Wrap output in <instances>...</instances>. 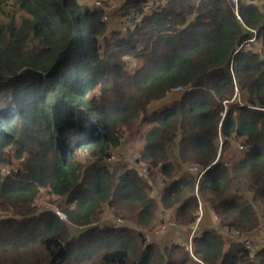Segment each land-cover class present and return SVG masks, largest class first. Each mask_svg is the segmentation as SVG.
<instances>
[{"label":"trees","instance_id":"16d2710c","mask_svg":"<svg viewBox=\"0 0 264 264\" xmlns=\"http://www.w3.org/2000/svg\"><path fill=\"white\" fill-rule=\"evenodd\" d=\"M125 3L119 16L87 0H0V94L11 100L0 264H264V242L226 247L212 227L198 226L192 253L111 219L99 227L108 207L145 230L173 214L189 234L199 202L230 233L264 227V0ZM144 123L137 157L111 170L125 132ZM235 143L244 153L231 162ZM12 160L20 167L4 176ZM190 168L205 170L198 184ZM41 189L65 199L66 220L39 212Z\"/></svg>","mask_w":264,"mask_h":264},{"label":"rangeland","instance_id":"374dc122","mask_svg":"<svg viewBox=\"0 0 264 264\" xmlns=\"http://www.w3.org/2000/svg\"><path fill=\"white\" fill-rule=\"evenodd\" d=\"M127 0H87L88 5L90 7H99L101 8L104 3L108 4L109 7H107L108 10H111V12L115 11L117 14L120 16V14L123 13V6L126 5ZM150 4V2H149ZM122 7V8H120ZM124 19V18H123ZM130 29H133V26H130ZM125 66L129 67L132 69V66H135L137 62L132 59V58H127L125 60ZM128 68V69H129ZM184 91L182 90H177L169 93L165 98L162 100L155 101L151 104V109L159 110L161 109L164 105L170 104L172 101L178 99L181 97V94ZM10 98L5 97L4 95L0 94V118L5 115L4 113H10V110H8L11 107V102ZM151 127V124L149 123H144L141 124L140 126L134 128L131 131L125 132L123 135L120 145L118 148L113 152L112 156L106 161L107 165L110 167L112 170L115 168L114 166L116 165L117 168L119 165L117 162L122 159V161H133L137 157V151L142 148V145L144 143V136L145 133L149 130ZM240 143H235L234 146L236 147V150H231L226 154L225 159L231 160V162L235 161L238 159V157H242L244 150L241 149ZM239 149V150H238ZM239 153H236V152ZM14 161L13 164L10 163H5L1 165V170L2 174L8 175L12 171H16L17 168H19V163L16 160ZM231 164V163H230ZM121 170V169H118ZM141 172L143 174H146V171L144 170L143 167L140 168ZM189 171V169H188ZM200 171V170H199ZM193 173V172H192ZM199 173V172H198ZM198 173H195L197 176L196 178V183L198 184L199 180L202 178H199L198 180ZM203 176V175H202ZM158 187V189H160ZM157 188H155L154 192H151V195H154L155 197L157 196V193H155ZM150 193V192H149ZM37 207L39 209V212L43 211H53L60 219L66 220L65 218V212L64 208L66 206L65 199L63 197H55L47 192L46 189H41L40 194L38 196V199L36 200ZM199 207L202 209L201 211V221L198 226H202L206 224V219L209 221V224H207V228H215L217 231L222 235L224 238V241L226 242V247L229 246L232 242L235 241H241L244 242L243 240L245 238H250V237H255V243L254 245H259L261 242H264V227L261 229L257 230L253 234H249L246 236H238L236 232H229L226 229H222L218 227V223L214 217V215L210 212V209L207 206H204L200 202L198 203V211H197V216L199 212ZM112 214L110 210H108V207H102V212L100 214V220L98 222L99 227L103 226V223L107 221V219H111L114 222V227L119 228V227H126V228H131L135 229L138 231H142L145 234H148L150 236V241L155 242V243H160L161 245H166V244H175L178 246H182L185 249V245H187V241L189 239L190 232L186 231L185 227H178L177 224H175V221L172 219L173 214H170L168 218L166 216L162 217V222L158 224L154 229L152 230H145L143 228L137 227L134 223L132 222H127L121 218H112ZM196 216V217H197ZM196 219V218H195ZM97 224V223H96ZM199 229V227H198ZM190 231V230H189ZM193 239V238H192ZM185 251L188 252V250L185 249Z\"/></svg>","mask_w":264,"mask_h":264},{"label":"built area","instance_id":"2783aa9c","mask_svg":"<svg viewBox=\"0 0 264 264\" xmlns=\"http://www.w3.org/2000/svg\"><path fill=\"white\" fill-rule=\"evenodd\" d=\"M238 0H231V2H233L235 5L237 3ZM235 12H237V7H235ZM189 171L192 173H198V180L199 178L202 177V175L204 174L205 170H198L196 168H190ZM201 211L202 209L199 207V212H198V216L196 217L194 223L191 225L190 227V235H189V239L187 241V245H185V249L188 250V252L192 253V238L196 235L198 227L197 225H199L200 221H201ZM147 241H150V237L148 235L145 236ZM255 237H250V238H245L243 241L244 245L246 248H251L252 246H254L255 243ZM241 242V241H240Z\"/></svg>","mask_w":264,"mask_h":264},{"label":"crops","instance_id":"0c3cea01","mask_svg":"<svg viewBox=\"0 0 264 264\" xmlns=\"http://www.w3.org/2000/svg\"><path fill=\"white\" fill-rule=\"evenodd\" d=\"M207 224H209V221L206 219V224H205V225L202 224V226L207 227V226H206Z\"/></svg>","mask_w":264,"mask_h":264}]
</instances>
